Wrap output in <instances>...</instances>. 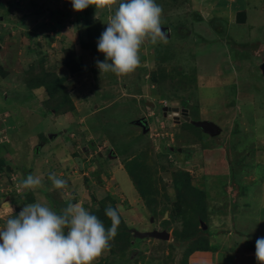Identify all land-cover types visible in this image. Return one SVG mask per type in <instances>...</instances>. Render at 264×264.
<instances>
[{
  "label": "rangeland",
  "instance_id": "374dc122",
  "mask_svg": "<svg viewBox=\"0 0 264 264\" xmlns=\"http://www.w3.org/2000/svg\"><path fill=\"white\" fill-rule=\"evenodd\" d=\"M156 3L167 43H146L140 67L118 78L96 67L104 60L97 42L107 12H75L70 0H0V202L14 201L17 213L36 202L57 212L69 202L90 213L118 207L139 248L117 255L112 242L98 264H182L188 241L180 235L174 175L188 172L210 200L200 228L220 250L219 264H257L255 243L264 237V0ZM69 50L82 58L80 68L65 65ZM54 76L73 110H52L56 102L42 84ZM173 109L211 122L220 134L204 133ZM52 173L67 180L66 190L51 181L17 188L29 174L43 181Z\"/></svg>",
  "mask_w": 264,
  "mask_h": 264
},
{
  "label": "clouds",
  "instance_id": "9594fccd",
  "mask_svg": "<svg viewBox=\"0 0 264 264\" xmlns=\"http://www.w3.org/2000/svg\"><path fill=\"white\" fill-rule=\"evenodd\" d=\"M73 11L89 7L96 15L107 12V27L97 42L104 60H97L100 73L128 77L140 67V52L146 43H167L162 31L163 8L156 0H70ZM49 180L57 190L68 182L55 173ZM39 176L29 174L18 190L43 187ZM111 227L85 209L69 202L59 212L40 202L29 203L17 213L8 202H0V264H98L110 252L121 222L119 208L106 206ZM257 264H264V237L255 243Z\"/></svg>",
  "mask_w": 264,
  "mask_h": 264
},
{
  "label": "trees",
  "instance_id": "16d2710c",
  "mask_svg": "<svg viewBox=\"0 0 264 264\" xmlns=\"http://www.w3.org/2000/svg\"><path fill=\"white\" fill-rule=\"evenodd\" d=\"M64 63L66 66H68V69H72V66L74 64H76L77 67L80 68L82 65V58L80 56H77L74 50H69L66 52ZM28 76L29 78H31L30 74H28ZM62 83L63 80H60L54 76L50 82L47 81L46 83L42 84V86L46 87L49 90L50 95L54 98L53 101L56 102L52 110L60 111L62 110L61 106L67 107L63 110H73V104L71 102L68 103L66 101L67 98H63V96L60 95L62 91ZM28 84L31 87H33L34 85V83L30 82V80L28 81ZM51 89H55V91H52ZM174 176L176 184L179 185V188L176 191L178 197V203L175 204V208L177 210L176 213L179 215V217H184L183 228L180 232V235L182 236L183 241H188L186 244L187 256L182 264H189V258L195 252L213 250L210 247L208 236L204 233L205 231H202V229L200 228L201 224L208 222L209 217L207 214L209 211L208 205L210 200L208 198L205 199L204 193L192 187L190 175L188 172L175 173ZM193 191H196L199 201H196V199L194 198ZM201 203L203 204V206H206L207 204L208 205L206 206V208H201V210L198 212L196 207ZM112 207L116 208L115 206ZM105 208L106 206L102 207L100 211L98 210L91 212V214L96 215L106 227H111L110 220L105 216ZM120 220L121 222L118 227V232L113 242H116V245L119 246V250L116 254L124 255L125 252L134 251L136 248H139V246H136L135 242L133 243L134 237H132V234L128 233L129 231L125 227L124 220L121 215ZM167 224V221H165L164 225Z\"/></svg>",
  "mask_w": 264,
  "mask_h": 264
},
{
  "label": "water",
  "instance_id": "95a60500",
  "mask_svg": "<svg viewBox=\"0 0 264 264\" xmlns=\"http://www.w3.org/2000/svg\"><path fill=\"white\" fill-rule=\"evenodd\" d=\"M263 69H264V65H263ZM164 110L167 111L168 109L165 108ZM173 112L176 113V115H179L180 112H182L183 113L182 117L187 123H191L194 126L200 128L204 133L210 134L213 137H215L216 135L220 134V129L217 126H215L214 124H212L211 122H207V121L193 122L191 120V118L188 116V111L187 110L180 111V109H173ZM165 115H166V113H165ZM138 124L139 125H148L147 121H144V120L139 121ZM156 234H157L156 237L158 239L169 240L170 236L167 235V234H164V233L163 234H161V233H152L150 235H151V237H155Z\"/></svg>",
  "mask_w": 264,
  "mask_h": 264
},
{
  "label": "crops",
  "instance_id": "0c3cea01",
  "mask_svg": "<svg viewBox=\"0 0 264 264\" xmlns=\"http://www.w3.org/2000/svg\"><path fill=\"white\" fill-rule=\"evenodd\" d=\"M40 153V152H39ZM48 172V170H47ZM40 174V173H39ZM37 176V175H36ZM40 179L41 178V175L39 176ZM45 180V179H44ZM42 181V183L45 185H48V181L50 180H45V181ZM74 190V188H73ZM75 194V193H73ZM4 202V201H3ZM10 202L13 206L14 204L12 203V201H8ZM210 203V201H209ZM212 210L210 209V212ZM204 224V223H203ZM213 242L210 243V247L213 249V250H210V251H198V252H195L191 257H190V260H189V264H219V258H220V250L218 249H214L215 247L213 246Z\"/></svg>",
  "mask_w": 264,
  "mask_h": 264
},
{
  "label": "flooded vegetation",
  "instance_id": "af4514ba",
  "mask_svg": "<svg viewBox=\"0 0 264 264\" xmlns=\"http://www.w3.org/2000/svg\"><path fill=\"white\" fill-rule=\"evenodd\" d=\"M181 113V116L183 115V113L182 112H180ZM148 120V119H147Z\"/></svg>",
  "mask_w": 264,
  "mask_h": 264
}]
</instances>
